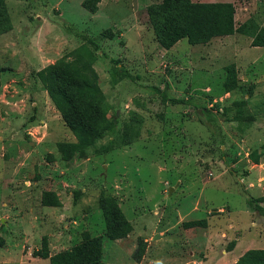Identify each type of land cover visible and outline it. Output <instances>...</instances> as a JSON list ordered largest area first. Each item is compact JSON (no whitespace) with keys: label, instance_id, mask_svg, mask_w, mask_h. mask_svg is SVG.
Returning <instances> with one entry per match:
<instances>
[{"label":"rangeland","instance_id":"obj_1","mask_svg":"<svg viewBox=\"0 0 264 264\" xmlns=\"http://www.w3.org/2000/svg\"><path fill=\"white\" fill-rule=\"evenodd\" d=\"M80 1L4 0L11 28L0 41V264H44L31 254L48 243L34 235L43 213L53 251L78 245L82 233L101 235L103 264H229L221 257L230 241L249 237L260 246L264 46L233 33L203 44L182 38L164 49L146 12L161 0H99L95 14ZM189 1L230 2L235 26L248 21L264 29V0ZM81 44L94 53L113 128L78 157L71 152L75 136L34 72L73 61L71 51ZM254 156L262 165L249 170ZM100 194L128 221L122 238L103 235ZM199 218L207 227L180 225ZM240 250L237 244L230 257Z\"/></svg>","mask_w":264,"mask_h":264},{"label":"trees","instance_id":"obj_2","mask_svg":"<svg viewBox=\"0 0 264 264\" xmlns=\"http://www.w3.org/2000/svg\"><path fill=\"white\" fill-rule=\"evenodd\" d=\"M99 0H81L80 5L89 13L97 9ZM146 12L151 23L156 42L164 49L170 48L178 40L184 38L188 44H203L211 38L240 33L251 37L252 46H264V29L248 21L234 25L233 6L230 2H191L189 0H161L159 3L149 4ZM77 34L75 28L69 25ZM11 28L9 16L4 4L0 0V34ZM80 37L96 48V43L86 34ZM75 59L71 62L56 60L34 72L35 78L41 83L47 95L60 113L66 128L75 136L72 143L78 157L83 156L86 147L96 139L109 135L113 124L106 118L109 104L97 84V75L92 68L94 53L84 45H78L71 51ZM170 103L181 102L178 98H167ZM137 130L126 137V142L137 136ZM126 136V135H124ZM67 143V142H65ZM76 144V146H75ZM108 141L104 151L111 149ZM57 149L61 158L69 159L62 142H57ZM252 163H258L257 157H252ZM79 191L72 193V202L78 197ZM42 205L56 206L55 202ZM97 206L103 213L105 222L104 236L108 239H118L125 235L128 221L117 203L102 194L99 195ZM183 228L205 227V218L183 220ZM82 240L70 249L48 253L47 245L42 241L31 254L39 258H47L48 264H103L101 259V235L90 236L82 233ZM234 242L230 241L226 251L230 250ZM233 264H264V248L245 250Z\"/></svg>","mask_w":264,"mask_h":264},{"label":"crops","instance_id":"obj_3","mask_svg":"<svg viewBox=\"0 0 264 264\" xmlns=\"http://www.w3.org/2000/svg\"><path fill=\"white\" fill-rule=\"evenodd\" d=\"M114 2V5H113V7L117 4L115 1H113ZM106 3H110L111 5H112V3L109 1V0H107V2ZM107 15H111L113 12H112V9L110 8V7H107L106 8V11H104ZM96 12H94V13H92V14H95ZM105 13H103V14H105ZM114 14V13H113ZM9 32V31H8ZM7 33V31L6 32H4V33H2V34H0V41H1V39L3 38V36H4V34H6ZM258 165H262V163L261 164H252V166H250V168H249V170H252L251 168L254 166V167H256V166H258ZM254 170V169H253ZM262 178V177H261ZM58 194V193H57ZM261 195H264V192H261ZM262 204H264L263 202H261ZM261 203H260V205L259 206H261ZM41 207H42V209H44V208H47V207H50V206H48V205H42L41 204ZM258 209V208H257ZM256 209V210H257ZM260 209L262 210V207H260ZM45 210V209H44ZM246 210V209H245ZM245 210H244V212H245ZM43 213V212H42ZM255 213H256V215H257V211H255ZM44 214V213H43ZM43 214H40V216H39V221H38V226H37V228H36V230H35V233H34V235H37V234H39L40 233V235H39V237H40V241H41V239L44 237L45 239L47 238V249H48V253L49 254H53V253H56V252H58L59 250H56V249H54V250H56V251H53V246H55V245H53V246H51L50 245V241H48L49 240V236H52V235H50V234H47V237H45L44 235H45V232H43V226H44V221H42V218H44V217H42V215ZM184 214L185 213H183L182 211H179V217H184ZM263 221H264V219H263ZM251 223H252V225L254 224V222L253 221H251ZM264 223V222H263ZM263 226H264V224H262ZM195 227H199V226H195ZM205 227H207V222H206V226ZM205 227H203V228H205ZM191 228V227H190ZM200 228H202V227H200ZM184 229H186V228H184ZM252 233V235H253V233H254V231L253 232H251ZM250 233V234H251ZM262 233H264V231L262 232ZM226 234V233H225ZM225 234H223V237L225 236ZM227 236V235H226ZM70 237V236H69ZM219 236H213V234H211V236H210V239H215V238H218ZM260 238L262 239V241L260 240ZM259 238V240L257 241L258 243H259V245L260 246H252L253 245V243L252 242H254V240H252V241H250V238L248 237V239H247V242H243L242 241V239L240 240L239 239V241L237 240L236 242H235V244H233V246H232V248L230 249V250H228L227 252H225L223 255H222V259H223V261L224 262H227L228 261V263L229 264H232L233 262H235L236 261V259L245 251V250H247V249H258V248H264V235H262L261 237ZM234 242V241H233ZM52 243V242H51ZM58 244H60V241H59V239H57V244L56 245H58ZM237 244H241V246H242V250H240L239 251V254H237V256H232V257H230V254H231V252H232V250H233V248L237 245ZM37 247L35 246V249H36ZM33 250V249H32ZM227 254V255H226ZM35 257H37V256H35ZM37 258H39V257H37ZM44 264H45V260L48 262V259L47 258H39ZM222 262V261H221ZM221 262H219V261H217V263L218 264H220Z\"/></svg>","mask_w":264,"mask_h":264},{"label":"built area","instance_id":"obj_4","mask_svg":"<svg viewBox=\"0 0 264 264\" xmlns=\"http://www.w3.org/2000/svg\"><path fill=\"white\" fill-rule=\"evenodd\" d=\"M29 133V132H28Z\"/></svg>","mask_w":264,"mask_h":264}]
</instances>
